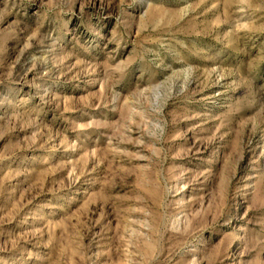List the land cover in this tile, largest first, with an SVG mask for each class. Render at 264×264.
I'll return each mask as SVG.
<instances>
[{
	"label": "rangeland",
	"instance_id": "rangeland-1",
	"mask_svg": "<svg viewBox=\"0 0 264 264\" xmlns=\"http://www.w3.org/2000/svg\"><path fill=\"white\" fill-rule=\"evenodd\" d=\"M0 264H264V0H0Z\"/></svg>",
	"mask_w": 264,
	"mask_h": 264
}]
</instances>
